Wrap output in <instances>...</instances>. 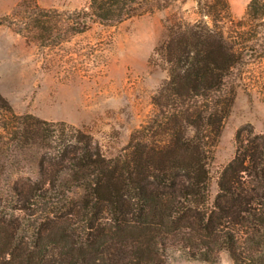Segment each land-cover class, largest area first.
<instances>
[{"label": "trees", "instance_id": "obj_1", "mask_svg": "<svg viewBox=\"0 0 264 264\" xmlns=\"http://www.w3.org/2000/svg\"><path fill=\"white\" fill-rule=\"evenodd\" d=\"M177 0H90L72 12L22 0L0 25L56 47L91 22L116 25ZM228 16V0H211ZM247 13L264 19V0ZM169 79L128 144L107 157L65 121L16 113L0 93V264H264V136L242 138L215 196L209 162L246 50L201 22L171 28Z\"/></svg>", "mask_w": 264, "mask_h": 264}, {"label": "rangeland", "instance_id": "obj_2", "mask_svg": "<svg viewBox=\"0 0 264 264\" xmlns=\"http://www.w3.org/2000/svg\"><path fill=\"white\" fill-rule=\"evenodd\" d=\"M22 0H0V19ZM211 0H177L170 6L116 25L91 22L82 33L46 47L0 25V93L16 113L65 121L93 137L107 157L117 155L151 114L152 98L169 79L162 49L172 27L201 22L221 30L246 50L236 69L237 95L209 162L210 192L234 159L238 139L248 148L264 136V19L252 20L251 0H228L230 14L211 15ZM47 8L72 12L90 0H37ZM170 264H233L222 253L217 262L170 257Z\"/></svg>", "mask_w": 264, "mask_h": 264}]
</instances>
